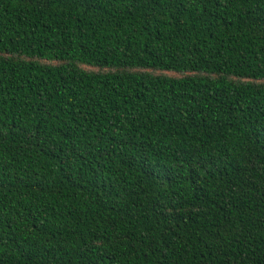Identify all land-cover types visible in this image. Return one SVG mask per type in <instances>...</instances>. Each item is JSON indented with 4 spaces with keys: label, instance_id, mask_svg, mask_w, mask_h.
<instances>
[{
    "label": "trees",
    "instance_id": "trees-1",
    "mask_svg": "<svg viewBox=\"0 0 264 264\" xmlns=\"http://www.w3.org/2000/svg\"><path fill=\"white\" fill-rule=\"evenodd\" d=\"M0 264H264V0H0Z\"/></svg>",
    "mask_w": 264,
    "mask_h": 264
}]
</instances>
